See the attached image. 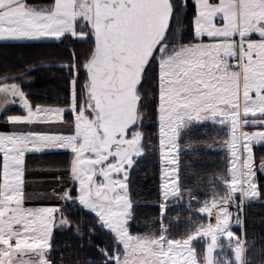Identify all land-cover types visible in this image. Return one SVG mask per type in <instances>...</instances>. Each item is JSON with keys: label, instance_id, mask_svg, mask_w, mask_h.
Returning <instances> with one entry per match:
<instances>
[{"label": "snow or ice", "instance_id": "6c2138e0", "mask_svg": "<svg viewBox=\"0 0 264 264\" xmlns=\"http://www.w3.org/2000/svg\"><path fill=\"white\" fill-rule=\"evenodd\" d=\"M188 0H0V42L93 43L83 67L87 81L78 91L75 53L67 65L71 79V134L39 131L0 133V264H50L53 228L73 227L68 208L25 207V154L46 149L70 151L73 187L58 193L68 207L93 213L117 247L98 248L101 264H247L245 240L231 228L241 221L230 205L261 197L253 147L264 145V0H194L193 35L184 40L182 13ZM206 38V39H205ZM158 68V113L162 159L159 234H132L129 175L145 155L141 130L148 101L143 82ZM0 79V113L19 106L24 115H5L13 126L64 123V108L34 106L19 83ZM227 125L230 167L221 177L224 193L213 191L199 212L209 222L174 238L163 223L168 201L181 193L179 137L192 124ZM255 131H245V128ZM264 169V160L260 163ZM239 195L240 200L236 197ZM215 210V211H214ZM215 217V223L212 218ZM78 235L83 233L75 225ZM94 234L95 229L90 228ZM221 238L234 260L214 256ZM206 242L202 258L193 245ZM119 246H122L120 248ZM35 256L37 259H31ZM25 257H29L25 259Z\"/></svg>", "mask_w": 264, "mask_h": 264}, {"label": "trees", "instance_id": "16d2710c", "mask_svg": "<svg viewBox=\"0 0 264 264\" xmlns=\"http://www.w3.org/2000/svg\"><path fill=\"white\" fill-rule=\"evenodd\" d=\"M30 5L48 6L53 0H28ZM194 0H188L182 13L187 31L184 40L193 35ZM60 43H0V79L22 78L8 82L29 79L24 91L34 106H68L71 103V79L73 72L67 65L77 61L78 91L87 81L83 65L90 58L93 43L71 39ZM158 68L154 67L143 82L144 94L148 98L142 131L145 134V155L130 171L129 191L133 202V220L130 221L132 234H159L161 197V159L159 152L158 125ZM19 110L10 109L0 119V131H39L71 134L74 115L67 110L64 123L37 124L31 128L13 126L5 121V115ZM228 134L223 125L217 123L192 124L179 137L180 185L183 199L168 201L163 223L174 238L186 237L195 230V225L206 224V217L199 212L203 202L211 201L213 191L223 195L221 177L227 175L228 154L218 148L227 141ZM254 163L260 169L264 160V145L253 147ZM71 157L68 152L31 153L25 156L24 191L25 203L31 205H55L68 208V218L73 227L53 232L49 249L50 264H101L103 257L98 248H107L111 253L117 245L113 235L101 229L93 213L79 206L68 207L58 198V193L73 187L69 176ZM262 195L248 201L244 208L243 239L247 264H264V169L257 173ZM83 233L78 235L75 225ZM94 228V234L89 229ZM241 235V231H239ZM201 252L204 241L196 243ZM120 247V246H119ZM121 248V247H120ZM232 252L228 256L232 258Z\"/></svg>", "mask_w": 264, "mask_h": 264}, {"label": "rangeland", "instance_id": "374dc122", "mask_svg": "<svg viewBox=\"0 0 264 264\" xmlns=\"http://www.w3.org/2000/svg\"><path fill=\"white\" fill-rule=\"evenodd\" d=\"M86 38V37H85ZM84 38V39H85ZM84 39H78V40H84ZM206 39V38H205ZM68 42H70V40H68L67 41V43ZM21 109V108H20ZM205 123H214V122H212V121H203V122H197V123H194V124H205ZM158 125H159V131H158V133H159V140H160V124H159V113H158ZM224 126V128H225V130L227 131V134H228V138H227V140H229L230 139V133H229V129H228V126L227 125H223ZM184 130V129H183ZM182 130V131H183ZM181 131V132H182ZM225 143L224 144H219L217 147L218 148H221V149H224V150H226V152H227V154H228V165H229V167H230V164H229V161H230V152L227 150V148H225ZM180 148V147H179ZM159 152H160V147H159ZM160 159H161V155H160ZM162 159H161V177H162V175H163V172H162ZM259 170V169H258ZM161 183H162V180H161ZM162 197V196H161ZM236 199H238V195H237V197H236ZM246 203H248V201L246 200ZM246 203H245V205H246ZM86 210V209H85ZM230 210V209H229ZM87 212H89L88 210H86ZM215 211V210H214ZM231 211V210H230ZM201 213V212H200ZM201 214H203L205 217H206V220H207V222H206V224L209 222V219H208V217H207V214L206 213H201ZM239 219H240V221H241V223L240 224H236L235 223V216L232 218V224H231V228H232V231L237 235V236H239V237H242L243 238V229H244V220H243V214L240 216L239 215ZM211 222L212 223H215V217H213L212 218V220H211ZM205 224V225H206ZM70 228V227H69ZM68 228V229H69ZM56 229H59V228H56ZM67 229V230H68ZM107 231V230H106ZM239 231H241V235H239ZM200 240L199 239H197V240H195V241H193V245H194V247L196 248V251H197V253H198V255L200 256V258H202L203 257V255L205 254V252H206V242L204 241V246H203V249H202V251L200 252L199 250H198V248H197V246H196V243H198ZM219 244H221V245H224L225 247H223L222 249H218L217 250V252L216 253H214V256H216V257H218V258H220V259H227V260H234V254H233V252L230 250V249H228L227 247H226V240L224 239V238H221L220 239V241L218 242ZM121 248H122V246H120ZM229 251H231L232 252V258H230L229 256H228V252ZM48 252H49V249H47L46 250V255H47V258L49 259V255L50 254H48Z\"/></svg>", "mask_w": 264, "mask_h": 264}, {"label": "crops", "instance_id": "0c3cea01", "mask_svg": "<svg viewBox=\"0 0 264 264\" xmlns=\"http://www.w3.org/2000/svg\"><path fill=\"white\" fill-rule=\"evenodd\" d=\"M69 38L71 39H75V38H72V37H65L62 41H33V42H0V43H60V42H63V41H68ZM77 39V38H76ZM31 81L29 79H24L22 81H15V82H9V83H19L21 84V86L23 87L25 84H28L30 83ZM23 90H24V87H23ZM42 107H45V108H64L66 111L70 109L71 107V103H69L68 106H62V105H56V106H42ZM11 109H16V110H19L18 112L16 113H13L11 115H24V112L20 109V107L17 105V106H13L11 107ZM65 111V112H66ZM11 115H8V116H11ZM65 115V113H64ZM4 116V113H0V119ZM257 129H254V128H245V131H255ZM8 132H12V131H0V133H8ZM51 152H68L71 159H72V154L70 151H67V150H63V149H59V150H56V149H46L42 152H29V153H26L25 156L27 154H31V153H51ZM25 159V158H24ZM70 165V163H69ZM0 183H2V155H0ZM239 196V195H238ZM24 206L25 207H44V206H55V205H31V204H27L25 203L24 201ZM60 207V206H59ZM56 228H59V229H56ZM68 228H64V227H61V226H55L53 228V232L55 230H67ZM52 236H53V233H52ZM52 240V238H51ZM29 257H25V259H28ZM31 259H37L35 256H32Z\"/></svg>", "mask_w": 264, "mask_h": 264}, {"label": "built area", "instance_id": "2783aa9c", "mask_svg": "<svg viewBox=\"0 0 264 264\" xmlns=\"http://www.w3.org/2000/svg\"><path fill=\"white\" fill-rule=\"evenodd\" d=\"M239 201V200H238ZM243 208H244V202H243ZM243 208L242 209H237L235 205H230V209L232 210L233 213H236L238 216L242 215L243 213Z\"/></svg>", "mask_w": 264, "mask_h": 264}, {"label": "water", "instance_id": "95a60500", "mask_svg": "<svg viewBox=\"0 0 264 264\" xmlns=\"http://www.w3.org/2000/svg\"><path fill=\"white\" fill-rule=\"evenodd\" d=\"M48 254H50V252H48Z\"/></svg>", "mask_w": 264, "mask_h": 264}]
</instances>
